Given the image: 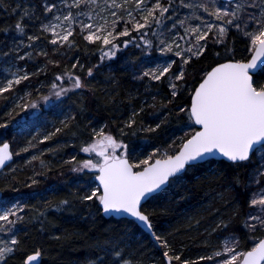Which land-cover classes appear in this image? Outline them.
Returning <instances> with one entry per match:
<instances>
[{"label": "snow or ice", "instance_id": "6c2138e0", "mask_svg": "<svg viewBox=\"0 0 264 264\" xmlns=\"http://www.w3.org/2000/svg\"><path fill=\"white\" fill-rule=\"evenodd\" d=\"M0 9L9 16H17L15 33L26 36L28 41L25 44L23 39L13 38L11 47L0 46V59L7 58L9 65L3 67L6 75L0 80V99L7 101L9 96L5 94L13 93L17 85L39 74L20 68L12 71L13 56L16 60H31L34 55L44 57L46 64L40 71L48 64L59 67L45 48L38 47V42L50 34L47 43L53 46V54L64 55L59 49L76 47L74 36L78 34L88 44L100 46L101 62L115 57L121 44L124 49L134 46L142 56L151 57L157 52L164 58L141 62L133 72V79L143 85L152 102L145 99L138 109L133 106L131 114L119 126L121 137L129 133L135 136L139 131L157 133L172 115L170 109L164 115L169 104L176 110L178 120L187 118L189 129L167 147L156 146L139 158L130 152L128 143L106 131L107 125L93 126L88 141L80 147V152L88 158L80 160L72 156L64 164L70 166L71 173L92 174L94 187L84 183L66 198L55 202L45 200L43 207L29 206L19 197L14 202L0 199V264H8L20 250L17 225L25 222L23 214L30 212L28 222H39L40 231L44 232L45 224L50 223L51 210L67 211L74 218L79 212L80 219L91 221L92 235L83 234L90 255L82 264H143L137 253L130 250V238L112 227L97 228V217L128 218L142 224L164 249L165 264H198L156 234L142 201L177 185L191 184L192 189H202L205 184L211 187L213 183L223 189L219 198L231 211L217 209L213 214L217 217L215 223L205 231L208 237L216 235L219 243L212 244L206 239L205 246L211 248V254L200 256L199 261L264 264V0H40L39 4L29 6L17 0L15 7L9 0H0ZM25 21L32 26L39 22V35L28 34L29 23ZM11 30L8 26L0 28L5 34ZM234 36L245 41L243 51L248 56L235 58L229 46V38ZM22 47L32 51L20 55ZM210 51L211 62L190 73L191 65L204 60ZM71 68L83 72L85 66L77 60ZM96 68L98 65L87 68L86 76L68 69L56 74L48 86V95L42 100L57 107L63 105L70 93L89 89L87 78L93 77ZM164 84L167 92L159 87ZM25 95L27 103L17 107L36 109L38 105L30 99L31 93ZM158 98L157 115L163 119L154 126L138 128V118L147 109H156ZM178 100L182 102L177 103ZM84 106L81 101V111ZM74 120L75 116H66L60 121L62 127L45 135L41 143L68 129ZM11 159L9 144L0 145V167ZM31 159L38 157L33 155ZM222 165L230 168L231 173H224ZM40 166L46 168L43 161ZM46 175L45 171L34 172L29 178L31 183L25 186L32 188L39 183L37 177ZM3 191L0 189V193ZM12 191L18 189L12 187ZM225 192L234 194L225 197ZM195 223L199 226L200 221ZM80 235L65 230L60 235L50 233L49 238L63 241L61 247H64ZM41 255L40 248L24 253L20 264H35Z\"/></svg>", "mask_w": 264, "mask_h": 264}, {"label": "trees", "instance_id": "16d2710c", "mask_svg": "<svg viewBox=\"0 0 264 264\" xmlns=\"http://www.w3.org/2000/svg\"><path fill=\"white\" fill-rule=\"evenodd\" d=\"M9 2L12 7H15L17 0H9ZM19 2L29 6L33 3L39 4L40 0H19ZM16 20L17 16H9L3 9H0V28L8 26L12 29L8 34L0 32V46L7 44L11 47L13 38L23 39L25 44L28 43L26 36L16 35L14 30ZM25 23H29L26 29L28 34L39 35L37 31L39 22L35 26L28 21ZM76 32L79 33L77 30ZM47 39L42 38L38 42V47L45 48L49 56L58 61L59 67L48 64L44 71H40L46 64L44 57L34 55L31 60H16L13 56L12 61L17 62L25 71L39 74L32 75L29 80L17 85L13 93L5 94L9 96L7 101L0 99V125H7V127H0V145L8 142L13 153L12 164L0 172V189H4L0 193V199L14 202V199L19 197L22 202L27 201L29 206L43 207L45 200L55 202L66 198L70 192L77 191L78 186L84 183H89L94 187L92 174L71 173L70 166L64 164V161L70 160L72 156L80 160L88 158L80 152V147L88 141L93 126L99 128L107 125L106 131H110L117 139H123L128 143L130 152L139 158H144L156 146L161 149L167 147L173 140H178L189 131L186 126L187 118L185 117L182 121L178 120L176 110L169 104L164 110V115H167L169 109L172 115L157 133L147 134L139 131L135 136L131 133L125 137L120 136L119 126H122V122L131 114L133 106L138 109L141 101L145 99L148 103L152 102L151 97L145 93L143 85L133 79V72L138 70L141 62L164 59L159 53L153 52L151 57H146L142 56L140 50L134 46L130 45L124 49L121 44V50L115 57L110 60L106 58L101 62L100 46L88 44L78 34L74 36L76 47L71 50L66 47L59 49V52H63L64 55L53 54V46L47 43ZM229 46L233 48L236 59L249 55L243 51L245 41L239 36L230 37ZM25 51L32 50L22 47L19 54L23 55ZM212 55L213 52L210 51L204 60L194 62L189 72L198 70L211 62ZM6 59H0L1 68L6 65ZM173 59L176 58L173 57ZM77 60L85 66L83 72L71 68ZM93 65H98V68L94 69L93 77L87 78L89 89L83 93L80 90L70 93L63 105L59 107L52 102L45 103L42 100L43 96L48 95V86L56 74L68 69L86 76L87 68ZM159 87L167 92L166 84L159 85ZM26 93H31L30 99L38 105L36 109L17 107V105L23 106L27 103ZM21 97L25 99L22 100ZM81 101L85 105L83 111H81ZM181 102L182 100L177 101V103ZM158 109L159 98L156 109L149 108L142 118H138L137 127L143 128L159 123L163 116L158 117ZM66 116H75L70 127L41 143L45 135L54 132L57 127H62L60 121ZM73 133L76 134L73 135ZM30 141L31 147H29ZM26 147L28 151H22ZM33 155L38 159L33 161L31 159ZM41 161L44 162L46 168H41ZM253 163H256L255 157ZM221 167L226 174L232 171L226 165ZM49 168L51 171H48ZM41 171L47 172V175L37 177L39 183L32 188L26 187V184L31 183L29 178L34 175V172ZM12 187L18 189V192H13ZM221 191L223 189L217 188L215 183L211 187L205 184L202 189H192L191 184L177 185L149 199L143 208L150 214L153 230L157 235L166 238L173 248L182 250L185 258L198 262V264H208L207 261H199L200 256L211 254V248L205 246V241L210 240L212 244H217L219 241L216 235L208 237L205 230H210V226L215 223L217 217L213 214L217 209L225 213L231 211L226 208V202L219 198ZM233 194L225 192V197ZM161 209H167V211L161 212ZM23 215L25 222L17 225L18 239L21 241L20 250L14 258L9 260L8 264H20L24 253L30 254L37 248L42 249L40 264H82L84 258L90 255L87 237L83 234L92 235L89 229L93 226L90 220L80 219L79 212L74 218L67 211H49L48 221L50 223L45 224L44 232L40 231L39 222H28L30 212L26 211ZM196 220L200 221L199 226L196 225ZM101 226L112 227L120 233H125L130 238V250L137 253L138 258L143 260V264H165L162 259L164 249L159 246L158 242H153L133 221L97 217L96 227ZM65 230L80 233V238L74 239L70 245L66 244L64 247H61L63 241L57 242L49 238L50 233L60 235Z\"/></svg>", "mask_w": 264, "mask_h": 264}, {"label": "water", "instance_id": "95a60500", "mask_svg": "<svg viewBox=\"0 0 264 264\" xmlns=\"http://www.w3.org/2000/svg\"><path fill=\"white\" fill-rule=\"evenodd\" d=\"M5 143H8V142H5ZM4 144V143H3ZM9 144V143H8ZM2 145V144H1ZM9 151L12 153L11 151V147H10V144H9ZM13 162V154H12V159L10 161H7L6 162V166L4 167H0V172H2L3 170H5L9 165H11ZM94 184H95V181H94ZM148 201V200H147ZM147 201H142V206L147 202ZM105 219H114V220H129L131 221L130 219L128 218H124V219H121V218H116V217H112V218H105ZM135 225L142 231L144 232L145 234H147L150 239L154 242L155 240L153 239V237L147 232V230L144 228V226L142 224H139L137 222H134ZM35 264H40V258L38 259L37 262H35Z\"/></svg>", "mask_w": 264, "mask_h": 264}, {"label": "rangeland", "instance_id": "374dc122", "mask_svg": "<svg viewBox=\"0 0 264 264\" xmlns=\"http://www.w3.org/2000/svg\"><path fill=\"white\" fill-rule=\"evenodd\" d=\"M45 22H46V21H45ZM76 30L79 32V28H77ZM47 38H48V39L51 38V37H50V34H48ZM12 63L15 65V67H12V68H11L12 71H15L17 68H20V69L25 70L22 66H19V64H17V62L12 61ZM6 66H9V65H7V63H6V65H4L3 67H6ZM0 70H1V71H0V80H2V79H4L6 73L3 72V68H1V67H0ZM8 78L10 79L11 76H8ZM58 83H59V82H58ZM65 86H67V85H65ZM84 154H85V153H84ZM85 155H87V154H85ZM0 238H2V237H0Z\"/></svg>", "mask_w": 264, "mask_h": 264}]
</instances>
